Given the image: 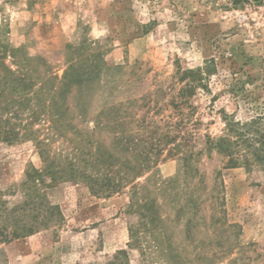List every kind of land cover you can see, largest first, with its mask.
Returning a JSON list of instances; mask_svg holds the SVG:
<instances>
[{"label": "rangeland", "instance_id": "1", "mask_svg": "<svg viewBox=\"0 0 264 264\" xmlns=\"http://www.w3.org/2000/svg\"><path fill=\"white\" fill-rule=\"evenodd\" d=\"M0 31L1 40L45 57L60 77L78 59L79 45L89 42L103 63L126 68L111 100L132 107L142 119L149 115L147 123L163 124L176 115L178 66L209 65L206 88L185 106L187 113L196 107L194 117L201 122L197 149L204 134L221 135L223 112L242 120L264 113V0H0ZM105 90L106 83L102 94ZM107 91L92 103V111L108 100ZM94 120L91 113L80 127L91 128ZM99 137L112 144V134ZM159 155L162 160L139 179L149 180L152 190L182 171L167 151ZM225 163L216 152L201 156L197 166L207 201L198 210L186 205L191 181L186 176L169 193L150 194L163 217L157 228L162 250L155 257L143 259L128 247L129 227L137 220L128 212L129 187L101 196L85 181L61 180L46 194L63 220L0 241V264H108L120 249L128 250L131 264H167L162 251L173 264H264V172ZM41 166L33 142L0 143V191L11 205L20 201L16 186L26 171Z\"/></svg>", "mask_w": 264, "mask_h": 264}, {"label": "trees", "instance_id": "2", "mask_svg": "<svg viewBox=\"0 0 264 264\" xmlns=\"http://www.w3.org/2000/svg\"><path fill=\"white\" fill-rule=\"evenodd\" d=\"M79 47L78 59L69 62L60 77L45 57L31 56L24 48L1 40L0 31V143L31 141L42 162L40 168L30 167L16 186L19 202L11 205L0 191V241L27 237L60 223L61 209L48 199L46 188L61 180L85 181L92 193L101 196L130 188L128 212L137 220L130 224L128 247L138 249L143 259L155 257L162 250L157 228L163 217L158 199L150 194L169 193L186 176L191 179L186 205L198 210L207 201L201 196L207 187L205 177L197 166L205 153L222 155L227 168L264 172V113L242 120L222 111L221 135L204 134V145L197 149L201 122L194 117L196 107L187 113L185 106L191 95L206 88L212 73L209 65L178 66L176 118L147 123L149 115L142 119L132 113V107H117L111 100L121 88L116 83L126 68L103 63L87 41ZM8 56L14 58L12 64L5 61ZM104 83L109 86L108 100L94 112L92 103L105 93ZM91 113H95L94 126L82 129L80 123ZM104 132L113 135L111 145L99 137ZM164 151L179 161L182 171L160 180L152 190L149 180L139 179L162 160L159 154ZM162 252L163 260L173 264L174 258ZM108 264H131L130 253L120 249Z\"/></svg>", "mask_w": 264, "mask_h": 264}]
</instances>
